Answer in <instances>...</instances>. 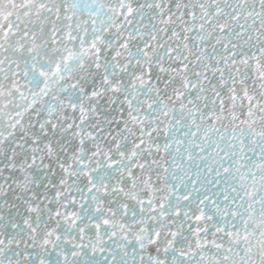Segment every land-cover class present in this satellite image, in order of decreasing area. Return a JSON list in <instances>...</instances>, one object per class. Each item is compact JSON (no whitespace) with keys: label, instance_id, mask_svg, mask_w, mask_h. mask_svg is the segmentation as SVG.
<instances>
[{"label":"snow or ice","instance_id":"1","mask_svg":"<svg viewBox=\"0 0 264 264\" xmlns=\"http://www.w3.org/2000/svg\"><path fill=\"white\" fill-rule=\"evenodd\" d=\"M0 264H264V0H0Z\"/></svg>","mask_w":264,"mask_h":264}]
</instances>
